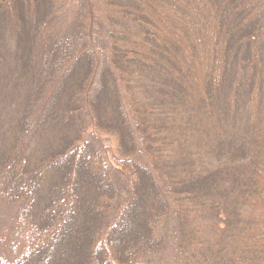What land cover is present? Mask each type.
Returning a JSON list of instances; mask_svg holds the SVG:
<instances>
[{"label": "trees", "instance_id": "1", "mask_svg": "<svg viewBox=\"0 0 264 264\" xmlns=\"http://www.w3.org/2000/svg\"><path fill=\"white\" fill-rule=\"evenodd\" d=\"M11 69L9 264H264V0H0Z\"/></svg>", "mask_w": 264, "mask_h": 264}, {"label": "rangeland", "instance_id": "2", "mask_svg": "<svg viewBox=\"0 0 264 264\" xmlns=\"http://www.w3.org/2000/svg\"><path fill=\"white\" fill-rule=\"evenodd\" d=\"M7 49L11 52L13 51L12 42L7 36ZM6 75L7 78L0 82V102H2V107L0 105V112L3 117V122L6 126L13 125L16 121L17 110L20 107L21 95L23 93V89L21 86H18L17 79L20 78V74H18L15 70H10L7 74H4L1 78L3 79ZM24 80V78H22ZM19 88V89H18ZM51 136V137H50ZM44 140L45 142L39 144L37 143L36 147L39 150V154L41 150L45 153L46 148L51 147L55 142L57 137H52L50 135ZM106 143L111 147L113 145V140L110 137L105 138ZM38 152H36L38 154ZM16 208H14L11 204L5 203V201H0V264H9L6 259H3L2 249L7 250L10 254L17 247L18 243L21 242V238L19 236V230L21 228V224L16 217ZM16 214V215H15Z\"/></svg>", "mask_w": 264, "mask_h": 264}]
</instances>
